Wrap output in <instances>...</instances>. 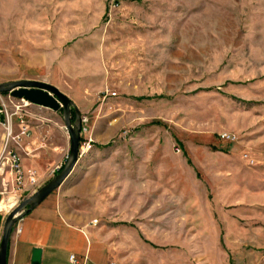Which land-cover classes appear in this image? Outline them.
Segmentation results:
<instances>
[{"label": "rangeland", "instance_id": "1", "mask_svg": "<svg viewBox=\"0 0 264 264\" xmlns=\"http://www.w3.org/2000/svg\"><path fill=\"white\" fill-rule=\"evenodd\" d=\"M147 4L171 13L147 24L130 7ZM142 36L169 38L171 60H142ZM26 79L88 118L75 169L102 150L119 264H264V0H0V84ZM19 105L0 95L3 111ZM23 111L57 119L70 150L61 111Z\"/></svg>", "mask_w": 264, "mask_h": 264}, {"label": "crops", "instance_id": "2", "mask_svg": "<svg viewBox=\"0 0 264 264\" xmlns=\"http://www.w3.org/2000/svg\"><path fill=\"white\" fill-rule=\"evenodd\" d=\"M130 7L138 18L146 19L147 24L155 14L171 13L170 5L147 4ZM137 45L138 50L146 54L142 60L170 61L172 58L169 38L142 36ZM29 123L32 128L31 137L24 138L20 144L11 141L9 146L20 154L26 173L36 172L38 182L31 185L25 180L24 188L18 191L14 176L9 174L8 169L6 168L4 174L0 173V245L9 214L2 208L5 198L9 195L29 198L35 194L57 175H53L52 170L57 165H64L69 155V137L62 134L61 143H57L54 137L57 119H42L35 125ZM17 132L16 126L15 133ZM3 138L4 130L0 125V152ZM103 155L102 150L93 151L82 175L78 174L80 169H74L58 190L21 217L14 227L9 243L8 264H32L34 249L42 250V264H83L85 261L88 264H110L118 261L112 239L114 232L108 230V223L103 220L104 209L100 207L106 203L99 190L100 182L95 167H103ZM104 177L103 175L102 181ZM94 220H98V223L93 224ZM72 256H75L76 262L71 260Z\"/></svg>", "mask_w": 264, "mask_h": 264}, {"label": "water", "instance_id": "3", "mask_svg": "<svg viewBox=\"0 0 264 264\" xmlns=\"http://www.w3.org/2000/svg\"><path fill=\"white\" fill-rule=\"evenodd\" d=\"M8 93L11 97L23 100L31 105L43 107L55 112H62L64 125L70 135V150L63 169L35 194L24 199L15 209L9 212L0 245V264H8V248L14 227L27 212L34 210L54 191L58 190L72 174L79 161L82 122L80 111L72 100L56 86L43 81L19 80L0 84V95ZM72 109L75 119L72 121ZM32 264H42V250L34 249Z\"/></svg>", "mask_w": 264, "mask_h": 264}, {"label": "built area", "instance_id": "4", "mask_svg": "<svg viewBox=\"0 0 264 264\" xmlns=\"http://www.w3.org/2000/svg\"><path fill=\"white\" fill-rule=\"evenodd\" d=\"M115 95V94H114ZM23 105L16 107V110L12 113L8 111H3L0 109V125L4 130L3 138V148L0 152V173H5L6 168L9 174L14 176V183L16 190H21L24 188L25 180H27L31 185L37 184L36 172L28 171L25 172L22 166V159L17 150L9 146L10 142L13 141L16 144H20L24 138H30L32 135V128L28 121V114L23 111V108L31 105L23 100H21ZM82 130H81V143L79 148V159L86 156L88 152L93 147L92 136L89 135L88 129V118H82ZM17 126L18 132L15 133V127ZM66 128V127H65ZM67 130V129H66ZM220 140L234 143L237 140L235 135L223 133L220 136ZM244 158L249 162L250 165H255V159L250 157L249 154L245 153ZM64 165H57L52 170L53 175L58 174ZM20 198V197H19ZM19 199H17L18 205ZM15 206V207H16ZM14 207V208H15ZM13 208V209H14ZM12 209V210H13ZM11 210V211H12ZM10 211V212H11ZM98 220H94L93 224H97ZM20 232V229L17 230ZM73 262H76L75 256L71 257ZM83 264H88L86 261ZM110 264H118L117 262H111Z\"/></svg>", "mask_w": 264, "mask_h": 264}, {"label": "bare ground", "instance_id": "5", "mask_svg": "<svg viewBox=\"0 0 264 264\" xmlns=\"http://www.w3.org/2000/svg\"><path fill=\"white\" fill-rule=\"evenodd\" d=\"M17 204V198L15 196H9L2 202V208L7 212H10Z\"/></svg>", "mask_w": 264, "mask_h": 264}, {"label": "trees", "instance_id": "6", "mask_svg": "<svg viewBox=\"0 0 264 264\" xmlns=\"http://www.w3.org/2000/svg\"><path fill=\"white\" fill-rule=\"evenodd\" d=\"M7 94V93H6ZM63 169V168H62Z\"/></svg>", "mask_w": 264, "mask_h": 264}]
</instances>
